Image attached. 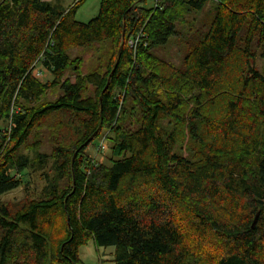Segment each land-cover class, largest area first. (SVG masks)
Wrapping results in <instances>:
<instances>
[{"label": "trees", "instance_id": "obj_1", "mask_svg": "<svg viewBox=\"0 0 264 264\" xmlns=\"http://www.w3.org/2000/svg\"><path fill=\"white\" fill-rule=\"evenodd\" d=\"M83 1L0 0V196L23 149L49 164L39 199L0 202V264H85L89 242L112 264H264V0H219L179 69L152 51L208 0H99L85 23ZM95 46L104 70L82 74L69 52ZM44 128L50 155L29 144ZM106 133L109 165L87 153Z\"/></svg>", "mask_w": 264, "mask_h": 264}, {"label": "rangeland", "instance_id": "obj_2", "mask_svg": "<svg viewBox=\"0 0 264 264\" xmlns=\"http://www.w3.org/2000/svg\"><path fill=\"white\" fill-rule=\"evenodd\" d=\"M77 0H54V4H58L60 10L66 11L74 5ZM219 0H208L205 8L199 13L189 12L182 22L176 23V34L170 38L168 42L161 47H158L152 51V55L159 61L171 66L172 68H181L183 58L187 52V47L192 43L196 42L199 36L207 29L208 22L212 13L213 8ZM99 0H84L75 14V20L78 22H87L94 18L98 14ZM153 5V0H147L146 8H150ZM262 50H258V54ZM71 59L80 58L82 60L81 73L86 74L88 71L97 70L100 67L104 70V64L107 58V50L98 48L97 46L90 48L89 50L83 49H72L69 52ZM255 66L260 70H264V60L261 57H257ZM35 77L40 81L44 82L51 80V76L43 71L39 66L34 72ZM76 73L72 70H68L65 73L64 79H69L71 82L75 80ZM91 92V89H88ZM59 95L60 91L55 90L49 93L45 100H54ZM130 103V101H129ZM134 119L126 117L120 125L124 128L134 129ZM4 126V124H0ZM108 133L103 134L97 141H94L87 149L88 155L97 163L109 165L110 159H112L111 147L112 143L107 138ZM40 143L37 152L42 155H50L52 144L50 138V131L47 128L40 130L37 134L30 138L29 144ZM190 143V142H189ZM188 146L187 139L182 147H178L176 150L182 154L185 158H191L192 151L185 148ZM22 154L32 159V166L24 173L26 174L23 178V184L11 192H8L0 196V202L9 205H16L25 199H39L42 196L43 188L45 186L44 174L49 170V164H43L37 162L35 154L28 151L22 150ZM13 174L17 176L15 171ZM111 249H100L94 246L93 242H89L86 246L79 249L80 259L85 264H112L111 263Z\"/></svg>", "mask_w": 264, "mask_h": 264}, {"label": "built area", "instance_id": "obj_3", "mask_svg": "<svg viewBox=\"0 0 264 264\" xmlns=\"http://www.w3.org/2000/svg\"><path fill=\"white\" fill-rule=\"evenodd\" d=\"M157 3H158V0H154V4H153L154 8L157 7ZM139 37H140V36H138L137 39H135L134 41H133V40L130 41V42H129V45L132 46V47H134L135 43L139 40Z\"/></svg>", "mask_w": 264, "mask_h": 264}, {"label": "water", "instance_id": "obj_4", "mask_svg": "<svg viewBox=\"0 0 264 264\" xmlns=\"http://www.w3.org/2000/svg\"><path fill=\"white\" fill-rule=\"evenodd\" d=\"M263 202H261V204H262ZM256 220H257V217H255V219H254V221H253V224H252V226H254L255 225V223H256Z\"/></svg>", "mask_w": 264, "mask_h": 264}, {"label": "crops", "instance_id": "obj_5", "mask_svg": "<svg viewBox=\"0 0 264 264\" xmlns=\"http://www.w3.org/2000/svg\"><path fill=\"white\" fill-rule=\"evenodd\" d=\"M44 1H50V0H44Z\"/></svg>", "mask_w": 264, "mask_h": 264}]
</instances>
